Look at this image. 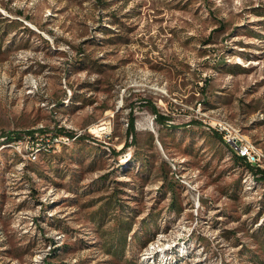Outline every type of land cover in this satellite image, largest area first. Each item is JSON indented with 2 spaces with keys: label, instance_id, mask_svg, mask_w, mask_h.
<instances>
[{
  "label": "rangeland",
  "instance_id": "1",
  "mask_svg": "<svg viewBox=\"0 0 264 264\" xmlns=\"http://www.w3.org/2000/svg\"><path fill=\"white\" fill-rule=\"evenodd\" d=\"M0 24V264H263L264 180L212 132L264 162V0H0Z\"/></svg>",
  "mask_w": 264,
  "mask_h": 264
},
{
  "label": "trees",
  "instance_id": "2",
  "mask_svg": "<svg viewBox=\"0 0 264 264\" xmlns=\"http://www.w3.org/2000/svg\"><path fill=\"white\" fill-rule=\"evenodd\" d=\"M2 30H0V31H2ZM5 31L6 30H4V32ZM206 81H207V79H203V83L205 82V84L202 85V86H199L200 91H203V93H204V91L206 89ZM200 103H203V101L202 102L200 101ZM154 113H155V116H156L155 119L157 120V122L159 124H161V125H169V127H173V128H177L178 127V125L168 122L170 120H173V116L172 115L165 114V113L161 112L158 108H154ZM135 121H136L135 118H131V120L129 119V121H128V133L131 134L132 136H134L135 131H136V129H135L136 128L135 127ZM61 134H62V132L60 130H58L57 132H55L53 138L55 136H59ZM212 135H213V137L216 140H218L221 143H223V145L226 146L227 149H229L232 152L234 160L237 163H240V164L244 165V167L249 170L248 172H250L251 175L253 174L252 175L253 177H256L257 180H259V179L260 180H264V167H261V166L255 165V164H251L250 162L246 161L245 158L237 155L236 152H234L235 150L233 151V148L225 141L222 133H220V132H218L216 130H213ZM166 185H167V187L170 190H172L173 192H176V188H177V181L176 180H173L172 178L171 179L167 178L166 179ZM175 210H177L178 212H180V211L182 212L180 206L176 207ZM129 224H130L129 221L121 220V223L118 225V232L120 233V235L122 237V248H124V246H125L126 233H127L126 231H127L128 227H129ZM254 235L256 236L257 239H259L258 241H259V244L261 245V248L263 249V255H264V227L260 228L257 232L254 233ZM111 245H112L111 249H113L114 244H111ZM251 257H253V260L259 261L260 263L264 264V256L261 257L259 255H252Z\"/></svg>",
  "mask_w": 264,
  "mask_h": 264
},
{
  "label": "bare ground",
  "instance_id": "3",
  "mask_svg": "<svg viewBox=\"0 0 264 264\" xmlns=\"http://www.w3.org/2000/svg\"><path fill=\"white\" fill-rule=\"evenodd\" d=\"M220 125L223 126V130H225V131L229 130V128H231L229 123L220 124ZM229 134H231V133H229ZM234 134H238V131L236 129H234ZM226 141H228L227 143H229L234 148L236 154L245 158L246 161L253 163L252 158H248L247 155L242 154V152L240 151V147L235 146L234 144H241V145H243L244 149L250 150V153H257L258 160L260 159L258 152L254 148V146L251 144V142L249 140H247L246 138L241 137L240 135H233V143L234 144L230 140H226Z\"/></svg>",
  "mask_w": 264,
  "mask_h": 264
},
{
  "label": "built area",
  "instance_id": "4",
  "mask_svg": "<svg viewBox=\"0 0 264 264\" xmlns=\"http://www.w3.org/2000/svg\"><path fill=\"white\" fill-rule=\"evenodd\" d=\"M215 128H216V131L223 134V136L226 140H230L232 143H233V135H240L242 137H245L241 132H240V134H229L227 131L223 130V126L219 125L218 123L216 124ZM234 145L240 147V151L242 152V154L247 155L248 158H252L253 163L255 165L264 167V162H259L258 157H257V153H250V150L244 149L243 145H241V144H234Z\"/></svg>",
  "mask_w": 264,
  "mask_h": 264
}]
</instances>
